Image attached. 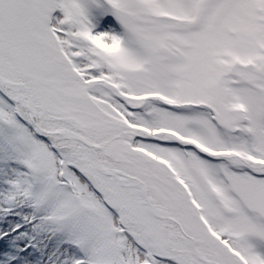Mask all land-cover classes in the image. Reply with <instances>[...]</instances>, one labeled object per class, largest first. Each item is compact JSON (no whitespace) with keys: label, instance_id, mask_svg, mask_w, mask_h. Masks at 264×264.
<instances>
[{"label":"snow or ice","instance_id":"1","mask_svg":"<svg viewBox=\"0 0 264 264\" xmlns=\"http://www.w3.org/2000/svg\"><path fill=\"white\" fill-rule=\"evenodd\" d=\"M0 264H264V0H0Z\"/></svg>","mask_w":264,"mask_h":264}]
</instances>
